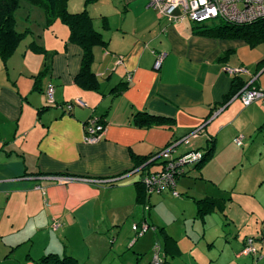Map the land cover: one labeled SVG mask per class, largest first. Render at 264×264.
<instances>
[{
	"label": "crops",
	"instance_id": "obj_1",
	"mask_svg": "<svg viewBox=\"0 0 264 264\" xmlns=\"http://www.w3.org/2000/svg\"><path fill=\"white\" fill-rule=\"evenodd\" d=\"M87 13L102 38L92 49L95 89L79 78L83 49L70 41L69 28L60 38L50 35L55 45L45 43L52 53L48 63L26 49L23 58L29 60L18 70L7 66L0 79V264L37 263L49 254L90 264L92 255L100 261L136 247L140 237L133 226L147 221L152 198L162 195L149 198L146 212L138 201L143 177L161 171L158 154L200 126L203 134L177 146L172 156L210 149L211 156L180 177L203 179L206 165H226L227 171L246 161L264 166V102L246 107L238 97L245 87L264 90V44L200 34L187 20L170 23L148 0H98ZM106 56L116 59L111 73L101 72ZM241 67L248 73H231ZM120 83L125 88L114 91ZM91 118L105 125L95 144L84 142ZM239 136L240 146L234 143ZM217 174L214 168L211 176ZM257 228L259 262L264 231ZM249 236L236 258L246 257L241 252Z\"/></svg>",
	"mask_w": 264,
	"mask_h": 264
},
{
	"label": "rangeland",
	"instance_id": "obj_2",
	"mask_svg": "<svg viewBox=\"0 0 264 264\" xmlns=\"http://www.w3.org/2000/svg\"><path fill=\"white\" fill-rule=\"evenodd\" d=\"M85 1L82 6L84 8H81V5L78 6V0H69V12H80L84 9L88 12V7L98 0ZM16 20L18 31L29 32L8 60L4 61L0 57V79L6 74L7 66L17 69L22 61L29 60L23 58L26 49L31 57L43 56L48 63L52 53L47 52L44 46L56 44L53 39L49 40L50 35L56 33L60 38L62 28H68L59 20L48 24L46 14L41 8L25 2L19 7ZM214 23L217 21L205 24L212 26ZM40 47L44 51H39ZM206 167L207 165L203 179L194 177L193 174L178 179L176 192L180 194L179 197H172L166 192L152 198L155 204L146 214L150 227L148 232L138 239L136 247L127 250L121 257L115 255L111 258L105 255L106 259L103 255L100 261L99 256L96 259L92 255L90 264H149L156 244L167 254L169 264H264V260L256 262L252 257L236 258V254L241 250L238 245L240 246L246 235L256 239L254 244L260 247L255 227L264 231V166L246 161L243 165L231 166L229 171L226 165H219V168L213 165L209 170ZM214 168L218 169L219 175L211 176ZM212 186L214 190L211 189ZM205 192L217 198L214 200L220 204L216 205L213 211L200 215L197 201L206 198ZM157 198L160 199L158 202ZM167 243L170 244L169 249L165 247ZM171 244H174L175 248H170ZM27 263L37 264L29 259L22 262Z\"/></svg>",
	"mask_w": 264,
	"mask_h": 264
},
{
	"label": "built area",
	"instance_id": "obj_3",
	"mask_svg": "<svg viewBox=\"0 0 264 264\" xmlns=\"http://www.w3.org/2000/svg\"><path fill=\"white\" fill-rule=\"evenodd\" d=\"M148 5L154 9L160 19H166L170 23H178L188 20L196 25H203L209 21H224L233 25H250L260 20H264V0H148ZM165 55H158L155 68L161 67ZM234 75L247 74L248 70L244 67L231 70ZM131 78L129 77L128 81ZM49 99L52 100L53 89L47 91ZM238 97L244 106H250L258 100L264 102V90H257L245 87L238 94ZM78 105L85 106L84 103L77 101ZM69 111L72 105L67 106ZM204 132V126L190 133L180 142L172 144L167 149L161 151L157 157L164 160V166L161 171L147 174L143 177L141 184L144 187L147 198L152 195H160L164 192H170L173 196L178 197L176 192L177 176L185 173L189 166H195L203 159L200 152H189L177 158H173L175 148L180 144H189L191 140L201 136ZM105 134V125L98 118H91L85 124L84 142L87 144L98 143ZM243 137L239 136L234 139L238 146L242 145ZM150 206L146 204L145 211L148 212ZM57 225V224H55ZM147 221L141 226H133L137 238L142 237L149 230ZM255 239L247 238L246 245L243 248L242 256H255L258 254L254 246ZM152 264H166L164 256L161 253V247L156 244L154 247Z\"/></svg>",
	"mask_w": 264,
	"mask_h": 264
},
{
	"label": "trees",
	"instance_id": "obj_4",
	"mask_svg": "<svg viewBox=\"0 0 264 264\" xmlns=\"http://www.w3.org/2000/svg\"><path fill=\"white\" fill-rule=\"evenodd\" d=\"M68 1L69 0H0V57L4 61L8 60L16 52L20 42L25 37V34L29 32V30H27L26 33H21L17 30L16 13L20 5L25 2L33 7L41 8L46 14L48 24H53L59 20L69 28L70 41L80 45L83 49V62L79 78L84 81L83 84L85 86L90 89H95L96 82L93 81V74L90 72V65L93 61L92 49L96 44L102 42V38L99 32L94 29L92 18L89 16L87 11L80 13H70L68 10ZM197 28L199 30L198 33L200 34L211 35L215 37L238 38L245 40L246 43L253 46L264 44V20L242 26L233 25L224 21H217V23L212 24V26L209 24H203L198 25ZM38 49L39 51H44V49L41 47ZM47 71L48 68L46 67L35 77L36 86L40 81V78H42L47 73ZM123 87L124 84L120 83L118 86H116L114 91H117ZM227 101L228 100H226V102ZM158 119L163 120V118L160 117ZM211 151L212 150L210 149L205 155H203L202 161L197 164L198 167H201L210 158ZM184 175H186V173H183L180 176ZM180 176H177L176 186L177 180ZM138 201L144 206H146V204L150 206V203L148 202L149 198H147L144 189L139 192ZM197 204L199 214L204 215L213 211L216 208V205L218 206L220 203L213 199L205 198L198 200ZM246 239L244 242V247L246 245ZM261 240L264 242V234L261 235ZM258 254L248 257H258ZM164 260L166 264H169L165 257ZM37 263L81 264L74 257H59L56 254L46 255L38 260Z\"/></svg>",
	"mask_w": 264,
	"mask_h": 264
},
{
	"label": "water",
	"instance_id": "obj_5",
	"mask_svg": "<svg viewBox=\"0 0 264 264\" xmlns=\"http://www.w3.org/2000/svg\"><path fill=\"white\" fill-rule=\"evenodd\" d=\"M116 59H112L110 56H106L103 66L101 68L102 73H111L114 70Z\"/></svg>",
	"mask_w": 264,
	"mask_h": 264
}]
</instances>
